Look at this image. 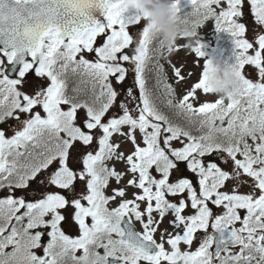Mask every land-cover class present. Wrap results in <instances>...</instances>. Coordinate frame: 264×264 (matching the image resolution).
<instances>
[{
    "label": "snow or ice",
    "instance_id": "1",
    "mask_svg": "<svg viewBox=\"0 0 264 264\" xmlns=\"http://www.w3.org/2000/svg\"><path fill=\"white\" fill-rule=\"evenodd\" d=\"M132 3L0 0V264H264V0L180 15L182 39L209 19L234 38L228 99L208 86L211 58L178 93L195 74L169 60L170 81L161 58H204V43L170 49ZM181 165L195 184L173 179Z\"/></svg>",
    "mask_w": 264,
    "mask_h": 264
},
{
    "label": "clouds",
    "instance_id": "2",
    "mask_svg": "<svg viewBox=\"0 0 264 264\" xmlns=\"http://www.w3.org/2000/svg\"><path fill=\"white\" fill-rule=\"evenodd\" d=\"M131 7L136 8L141 16L151 26L153 32L162 38L166 45L174 50L182 33L189 32L183 24L180 14L177 12L175 0H133ZM186 47L191 48L199 44L197 36L186 37ZM212 63L208 66L207 83L214 90L215 95L228 99L237 95L241 88V81L231 63L221 62L211 58Z\"/></svg>",
    "mask_w": 264,
    "mask_h": 264
},
{
    "label": "rangeland",
    "instance_id": "3",
    "mask_svg": "<svg viewBox=\"0 0 264 264\" xmlns=\"http://www.w3.org/2000/svg\"><path fill=\"white\" fill-rule=\"evenodd\" d=\"M245 11H249L248 6H245ZM241 22H245L246 25L249 27V32L247 33V37L249 39L252 38V32H251V28L254 27L255 25L253 24V18L252 16L249 14L246 20H242ZM213 30V25L212 24H207L206 28H205V32H208V39H211V31ZM210 41V40H209ZM186 43L185 39H178L177 40V44L178 45H184ZM168 60L171 61V63L176 64L177 66H180L181 64L185 65L184 70H183V74L185 76H187L188 71L193 72L195 75L192 77V79H188L186 80V83H181L179 85H177V89L178 92L181 93L188 84H191L193 80H195L200 72H201V68L203 66L204 60L202 58H198L192 54H190L189 50H181L179 52H174L169 54L168 53ZM199 61V66H197V64H194V61ZM171 69V67H170ZM172 71V69H171ZM247 71H250V69H248ZM255 77V74L253 73V78ZM115 81H113L114 83ZM201 101H214L216 99V96L214 95H209V96H201L200 97ZM116 140H120L122 138L120 137H115ZM176 146H179V142L176 143ZM131 144L128 143H124L122 144V150L123 151H129L131 150ZM177 172V171H176ZM179 177V175L177 174L176 176L173 174V179ZM33 188L38 187L36 184L32 185ZM232 188V183L230 182V185L226 188V190L230 191ZM242 192H245L244 188H241ZM72 224H66L64 227L65 229L68 228L69 229V233L71 234L73 232V228H72ZM163 227H168L167 221H165V224ZM171 229V228H169ZM78 235V233H77Z\"/></svg>",
    "mask_w": 264,
    "mask_h": 264
},
{
    "label": "flooded vegetation",
    "instance_id": "4",
    "mask_svg": "<svg viewBox=\"0 0 264 264\" xmlns=\"http://www.w3.org/2000/svg\"><path fill=\"white\" fill-rule=\"evenodd\" d=\"M130 79H131V75L129 76V79L128 80H126V84H129V82H130ZM37 83H41V81H39V80H35V79H33V80H31V81H29V84L28 85H25V89L27 90V91H29V92H31V91H33L34 90V86H35V84H37ZM43 83H47V81H44ZM9 124H12L13 122L12 121H9L8 122ZM5 127H7V125H5ZM12 134V132L11 131H9L8 133H7V135H11ZM116 167L118 168V170H123L124 168H125V165H123L122 163H119V164H116ZM182 169L185 171V176H188V177H190V178H193V182H194V184L196 183V180H195V177H194V175L192 174V173H190L188 170H187V168H185V167H182ZM127 179V177L125 178V180ZM118 185H116V183H115V181L113 180L112 182H111V185H110V187H109V189H108V194H111V189L113 188V187H117ZM119 186H123V183L121 184V185H119ZM53 190H55V189H53ZM133 191H136L135 189H132V188H129L128 189V196L129 197H131V194H132V192ZM0 195H7V189H5L4 190V192L3 193H0ZM30 199H31V197H29ZM114 206V205H113ZM192 210L191 209H188V212L190 213ZM214 211L215 212H217V213H219V212H221V211H223V209H221L220 211L218 210V209H215L214 208ZM242 215H243V213H241ZM136 227L137 228H139L140 226H139V224H137L136 225ZM78 230L76 229V232H77ZM169 231H171V229H169ZM198 236H201V235H203L202 233H198L197 234ZM157 240H159V233H157ZM197 244H198V241L197 242H195L194 244H193V249H195V247L197 246ZM167 247V246H166ZM36 251H41L42 252V249H37Z\"/></svg>",
    "mask_w": 264,
    "mask_h": 264
},
{
    "label": "trees",
    "instance_id": "5",
    "mask_svg": "<svg viewBox=\"0 0 264 264\" xmlns=\"http://www.w3.org/2000/svg\"><path fill=\"white\" fill-rule=\"evenodd\" d=\"M161 62L162 63H165V68L167 67V63L165 62V59L164 57L161 58ZM168 73V72H167ZM169 74V73H168ZM153 81L150 80V84L152 83Z\"/></svg>",
    "mask_w": 264,
    "mask_h": 264
}]
</instances>
